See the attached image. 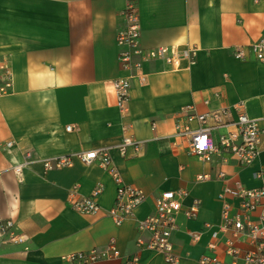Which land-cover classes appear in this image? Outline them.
<instances>
[{
	"label": "crops",
	"instance_id": "0c3cea01",
	"mask_svg": "<svg viewBox=\"0 0 264 264\" xmlns=\"http://www.w3.org/2000/svg\"><path fill=\"white\" fill-rule=\"evenodd\" d=\"M129 2L139 10L140 54L134 59L150 48L194 44V61L181 60L178 69L160 59L144 60L140 71L122 68L116 32ZM263 30L264 0H0V56L9 59L12 73L11 91L0 95V215L26 236L22 244L0 242V264H69L64 255L107 250L110 242L119 256L87 264H121L130 256L140 264H170L161 252L137 244L138 221L154 212L165 190L185 193L171 236L177 264H198L203 254L230 261L228 241L241 254L254 249L247 237L221 228L218 195L226 186L261 184L256 173L264 168V61L252 54L241 60L233 51L258 40ZM118 77L130 81L125 115L115 103L112 83ZM240 103L261 127L251 164L187 154V140L174 135L177 110L187 104L199 112L234 110ZM123 136L141 142V150L129 148L125 158L112 150V165L145 200L116 225L106 213L116 198L114 178L77 154L113 147ZM69 154L72 165L44 169L45 159ZM23 162L17 175L13 167ZM199 174L208 178L199 180ZM99 183L97 214L69 206L73 186L75 197L87 196ZM194 200L200 203L197 214L186 217L183 210ZM211 243L214 249H208Z\"/></svg>",
	"mask_w": 264,
	"mask_h": 264
},
{
	"label": "built area",
	"instance_id": "2783aa9c",
	"mask_svg": "<svg viewBox=\"0 0 264 264\" xmlns=\"http://www.w3.org/2000/svg\"><path fill=\"white\" fill-rule=\"evenodd\" d=\"M122 23L117 28L116 41L121 48L117 55L118 63L122 68L140 71L144 60L160 59L174 69L180 67L181 60L189 64L194 61L197 47L187 45L183 48L159 46L150 48L144 52L141 58L134 59L140 54L139 39V10L135 2H129L121 10ZM258 61H264V30L262 36L247 47H235L233 56L246 60L248 55ZM141 82L145 76L141 74ZM115 103L119 112L123 115L129 111L130 81L125 77L116 78L113 83ZM12 89V73L9 59L0 56V95L8 94ZM67 126L66 130H70ZM128 126H124L126 131ZM261 127L257 119L251 118L245 111L243 103L236 108H219L203 112L197 111L194 105L182 106L174 113V135L187 140L186 152L188 155L200 160H211L218 156L223 162L234 158L240 166H247L258 155V143ZM8 142L6 146H11ZM132 148L134 154L141 150V142L131 136H123L121 141L113 147H102L79 152L78 158L85 164L97 163L107 170L116 183V198L113 205L107 210V215L116 225L122 224L126 219L134 216V210L145 200L144 193L131 185L124 184L119 172L112 165L111 152L115 150L125 158L128 149ZM73 163L72 154L60 155L43 161L44 169L61 168ZM24 162L17 164L13 170L17 175L21 173ZM220 178L225 173H218ZM256 176L261 181L258 187L246 188L239 184L226 186L218 195L222 203L221 228L230 230L234 238L247 237L254 243V249L240 253V250L232 241L227 242V252L231 256L230 261H223L214 255L203 254L198 264H264V168L257 171ZM199 180L208 178L207 174H199ZM103 191V185L97 184L91 194L76 196V187L73 186L69 193V206L83 214H97L101 207L97 201ZM185 196L182 191H162L155 201L154 212L138 221L137 232L139 238L137 244L163 254L166 262L177 264L178 259L173 254L171 236L176 228L175 219L181 211L180 199ZM200 203L194 200L187 209L183 210L186 217H195ZM259 211L258 219L254 220V213ZM143 234H148V240L142 239ZM196 242L198 235H193ZM26 236L19 230L14 220L0 215V242L4 244H22ZM213 243L208 249H214ZM119 252L113 242L107 246V250L79 251L64 255L62 258L69 264H87L100 258L117 257ZM121 264H140L137 256L127 257Z\"/></svg>",
	"mask_w": 264,
	"mask_h": 264
}]
</instances>
